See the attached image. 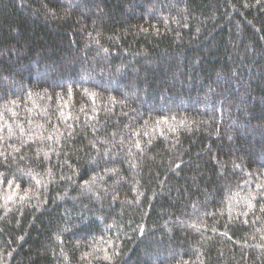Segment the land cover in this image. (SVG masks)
<instances>
[{
	"label": "trees",
	"instance_id": "trees-1",
	"mask_svg": "<svg viewBox=\"0 0 264 264\" xmlns=\"http://www.w3.org/2000/svg\"><path fill=\"white\" fill-rule=\"evenodd\" d=\"M0 264H264V0H0Z\"/></svg>",
	"mask_w": 264,
	"mask_h": 264
},
{
	"label": "snow or ice",
	"instance_id": "snow-or-ice-1",
	"mask_svg": "<svg viewBox=\"0 0 264 264\" xmlns=\"http://www.w3.org/2000/svg\"><path fill=\"white\" fill-rule=\"evenodd\" d=\"M49 138H51V137H49ZM137 147H139V145H137ZM13 183H14L13 180H9V181H8V184H9V185H12ZM37 183H39V181H37ZM87 183H88V182H86V184H87ZM16 187L19 188V184H17ZM28 191H29V190H25L24 195L21 196V200H23V199L28 195ZM9 199H11V197H9ZM141 231H142V229H141ZM106 258H107V257H106Z\"/></svg>",
	"mask_w": 264,
	"mask_h": 264
}]
</instances>
